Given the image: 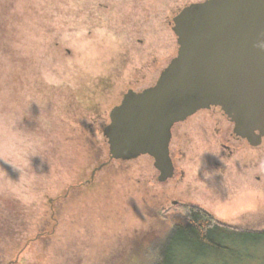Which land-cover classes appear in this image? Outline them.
Instances as JSON below:
<instances>
[{
  "label": "rangeland",
  "instance_id": "374dc122",
  "mask_svg": "<svg viewBox=\"0 0 264 264\" xmlns=\"http://www.w3.org/2000/svg\"><path fill=\"white\" fill-rule=\"evenodd\" d=\"M196 1L0 0V264H152L178 199L264 230V144L224 159L220 110L174 130L181 181L158 183L148 156L90 180L102 121L131 82L154 85L177 51L168 21Z\"/></svg>",
  "mask_w": 264,
  "mask_h": 264
},
{
  "label": "water",
  "instance_id": "95a60500",
  "mask_svg": "<svg viewBox=\"0 0 264 264\" xmlns=\"http://www.w3.org/2000/svg\"><path fill=\"white\" fill-rule=\"evenodd\" d=\"M177 52L153 86L128 91L102 130L108 160H153L157 181L171 179V129L217 107L233 134L255 147L264 139V0H205L173 20ZM51 204V201H49Z\"/></svg>",
  "mask_w": 264,
  "mask_h": 264
},
{
  "label": "trees",
  "instance_id": "16d2710c",
  "mask_svg": "<svg viewBox=\"0 0 264 264\" xmlns=\"http://www.w3.org/2000/svg\"><path fill=\"white\" fill-rule=\"evenodd\" d=\"M168 233L152 264H264V230L229 226L192 205Z\"/></svg>",
  "mask_w": 264,
  "mask_h": 264
},
{
  "label": "flooded vegetation",
  "instance_id": "af4514ba",
  "mask_svg": "<svg viewBox=\"0 0 264 264\" xmlns=\"http://www.w3.org/2000/svg\"><path fill=\"white\" fill-rule=\"evenodd\" d=\"M204 1L205 0H200V1H196L194 3H190V4L186 5V6H184L183 8H181L180 10H178L177 12H175L174 15L171 17V20L168 21V25H170L169 28H170L171 32H172V28H173V25H174L173 24V20L180 13L181 10H183L184 8H186V7H188V6L192 5V4L202 3ZM128 86H129V88L126 90V92L124 94H126L128 91H134L132 82ZM134 92L138 93L140 91H134ZM124 94L122 95V98H123ZM122 98H121V100H122ZM121 100H120V102H121ZM120 102L116 106H118L120 104ZM116 106H114V107H116ZM209 112H211V113H217V112H219L220 113V111H219V109L217 107H210V108H207V109L198 111L193 116L187 118L184 122L175 124L172 127V129H171V140H170V144H169V156H170V159H171L173 168H174V174H173V176H172L171 179L167 180L164 183H160V184L165 185L166 183L172 182L174 180H175V182H177V181H181L183 179V172L182 171H179L175 167L176 166L175 160H177V158L179 156H181L182 151H180L179 147L176 146V145H174V143H173V140H174V137H175L174 130L177 128V126H180V125H183L184 123H187L189 120H191L192 118H195L199 114H201V113H209ZM220 115L221 116H224L222 113H220ZM225 118H226L225 120H227L229 122V124L231 125V128L228 127L227 130H224V131H222V129L221 128H218V127L217 128H214L215 129V134L218 137V145H219L218 148H219V151H220V153H221V155L223 156L224 159H226V160L231 159L232 156H233V154H234V151L233 150L237 149L238 147L243 148L245 146L247 148L257 149V148L261 147L262 144H264V139H262L261 142H260V144L258 146L253 147L250 144H248V142L245 139L236 137L233 134V125H232V123L230 122V120H228V118L226 116H225ZM102 122H103L102 124H104L103 125L104 127L106 125H108V123H109V114H108L107 120L106 121H102ZM97 123H98V121H96V124ZM98 132L100 133V130ZM101 135H102V131H101ZM238 145H240V146H238ZM157 177H158V173H157ZM256 180H258V178H256ZM178 200H175V201L173 200V201L170 202V206L173 207V208H175V210H177L176 207H178L180 205H190V204H181ZM41 236H43V235H40L39 237H41ZM35 239H38V237L35 238ZM16 262H17V259L14 260V262H12L10 264H15Z\"/></svg>",
  "mask_w": 264,
  "mask_h": 264
}]
</instances>
